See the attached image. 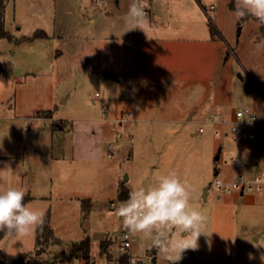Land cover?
<instances>
[{
    "label": "rangeland",
    "instance_id": "1",
    "mask_svg": "<svg viewBox=\"0 0 264 264\" xmlns=\"http://www.w3.org/2000/svg\"><path fill=\"white\" fill-rule=\"evenodd\" d=\"M114 1L80 0L77 9L68 0H2L0 183L10 172L11 186L46 197L28 205L49 211L54 237L37 246L35 232L14 235L0 240V250L31 252L11 264L34 257L83 264L89 243V254L105 264L96 253L122 252L120 203L144 178L155 186L175 172L190 185V204L207 217L198 247L175 264H261L254 258L264 259V234L258 242L252 236L264 232V194H225L212 184L245 174L230 160L237 155L254 167V151L260 162L253 176L264 174V24L251 14L238 17L237 0H201L204 20H196L197 0H147L146 9L165 20H150L144 39L139 28L127 31L131 23L110 20ZM101 3L109 15L100 13ZM179 7L195 20H170ZM39 31L46 37L29 39ZM91 55L99 62L106 55L110 77L85 65ZM243 107L258 118L256 138L235 143L224 132ZM49 110L51 118L40 114ZM130 112L133 123L118 125ZM210 113L221 123H210ZM114 143L121 148L108 158ZM132 234V259L151 262L145 253L154 237ZM155 255V264H169L159 247Z\"/></svg>",
    "mask_w": 264,
    "mask_h": 264
},
{
    "label": "clouds",
    "instance_id": "2",
    "mask_svg": "<svg viewBox=\"0 0 264 264\" xmlns=\"http://www.w3.org/2000/svg\"><path fill=\"white\" fill-rule=\"evenodd\" d=\"M147 6V0L142 3L132 0L124 19L133 27L127 31L136 28L144 31L149 26ZM235 11L238 17L251 14L264 24V0H237ZM26 194L22 188L11 185L0 189V231L24 238L43 226L45 211L26 205ZM190 199V185L182 182L175 172H169L159 176L155 186L141 185L130 191L128 199L116 209V215L130 231L153 236L154 246L165 253L169 264H175L184 250L198 247V237L206 227L207 217L190 204ZM167 234H174V239L169 240Z\"/></svg>",
    "mask_w": 264,
    "mask_h": 264
},
{
    "label": "built area",
    "instance_id": "3",
    "mask_svg": "<svg viewBox=\"0 0 264 264\" xmlns=\"http://www.w3.org/2000/svg\"><path fill=\"white\" fill-rule=\"evenodd\" d=\"M102 10L101 13L103 15L107 14V10L104 7V4L101 3ZM146 10V9H145ZM147 14L148 11L146 10ZM99 96L96 94V97ZM134 121L133 113L124 114V117L119 121L117 120L118 125L123 123L132 124ZM209 122L214 124H219L221 121L218 118L217 113H210ZM258 123L257 116L253 113V111L249 107L239 108L234 113V120L229 123V130L226 131L225 135H230L231 139L235 143H240L244 140H251L255 138V133L250 129V126H254ZM199 132H203V127L198 129ZM121 139V133L118 132L115 137V142ZM121 148L119 143L110 144L107 146V154L108 158H112L116 151ZM231 162L236 168L245 167V163L240 160L237 156L230 158ZM217 192L231 194L232 192H238L240 194H244L245 192H258L264 194V174L256 175L251 178L246 177L244 174H240L238 176H234L230 181L219 180L216 179L212 184ZM120 237L122 240V245L120 246V250H122V254H128L132 243L135 241L133 238L132 231L123 227L120 232ZM195 251V250H194ZM54 264H61L60 262H55ZM87 264H100L96 262V259L92 257ZM109 264H120L119 259L111 260ZM124 264H153L152 262H148L145 260L137 261L136 259L128 258V261Z\"/></svg>",
    "mask_w": 264,
    "mask_h": 264
},
{
    "label": "crops",
    "instance_id": "4",
    "mask_svg": "<svg viewBox=\"0 0 264 264\" xmlns=\"http://www.w3.org/2000/svg\"><path fill=\"white\" fill-rule=\"evenodd\" d=\"M69 1V4L71 5V6H73V7H75V8H77V9H81V5H80V3H79V1L80 0H73V2L71 1V0H68ZM83 1V0H82ZM92 1V0H91ZM139 1L140 0H137V2L139 3ZM151 3L154 1V0H149ZM164 1H169V0H164ZM132 3V0H124V1H122V2H119V0H115L114 1V5H113V7H114V10H113V13H112V18L110 19V20H119L120 21V23H121V20H125L124 19V17H125V14L128 12V9H129V6H130V4ZM140 3H141V1H140ZM196 3H197V5H198V10L200 11V15H199V17L196 19V20H204L205 18H203V16H204V13H203V11H205V7L202 5V4H200L201 3V0H197L196 1ZM175 6H179V4H177V5H175ZM104 7L106 8V6L104 5ZM106 10H107V8H106ZM147 11H148V21H150V20H153V19H155V20H165V19H163V17H162V15L160 14V13H158V11H155V10H153V12H151L150 10H148V9H146ZM175 11H177V12H175ZM174 12H175V14H173V16L170 18V20H195V19H192V16H190V15H188L186 12H184L183 10H181V8L179 7V8H174ZM101 13V12H100ZM87 14V13H86ZM102 14V13H101ZM106 15H109V13H108V10H107V14ZM153 16L155 17V18H153ZM164 16H165V14H164ZM89 20H90V22H92L93 23V20L94 19H91V18H89ZM162 21H159V23H161ZM145 29H149V28H145ZM200 29V28H199ZM145 31V32H144ZM144 31H142L141 29H139V33L141 32V35H142V37H144V39H150V36H151V34L150 33H147V31L146 30H144ZM180 34V33H179ZM198 34H200V35H203L202 34V31H200ZM137 35V32H136V34H135V36ZM209 36H211V34L209 35ZM201 37L202 36H200V39H201ZM58 38V37H57ZM211 40V39H210ZM84 43V40H81V41H79V42H77V47L78 46H80V45H82ZM116 46H120V44L119 45H116ZM59 53V52H58ZM58 55H61V53L60 54H58ZM99 58H101V57H99ZM108 59H107V57H106V55H104L103 56V58H101V61L99 62V60H98V58H95V56H92L91 55V58H89V59H87L86 61H87V63H85V65H87V67L89 68V69H91V68H96V65L97 66H99L98 68H100L101 69V73H102V75L104 76V77H106V78H108V77H110V75L108 74V73H106V70L104 71V69L106 68V61H107ZM99 63V64H98ZM86 67V68H87ZM85 68V69H86ZM120 68L122 69V66L120 65ZM144 79H147V80H150V77H146V78H144ZM118 81V80H117ZM229 120L230 121H233L234 120V116H232V117H230L229 118ZM114 121V120H113ZM263 125V127H264V122H263V124H261L260 126H262ZM250 129L256 134V131L253 129V126H250ZM102 130V129H101ZM102 133H103V130L101 131ZM225 133H226V131L224 132V135H225ZM226 136V135H225ZM255 138H256V135H255ZM254 138V139H255ZM254 139H251L252 141L254 140ZM108 139H105V143H106V141H107ZM254 157L255 158H253V160H252V164L251 165H254V167H250V168H246L247 166H248V162L247 161H244V163H245V167H243L244 168V170H245V174L246 175H248V176H253V175H255L256 174V171H257V169L259 168V162H260V160H259V156H258V154L254 151ZM239 157V156H238ZM246 162H247V164H246ZM244 174V175H245ZM245 175V176H246ZM248 176H246V177H248ZM248 178H251V177H248ZM145 181V178L143 179V182ZM151 182H152V180H151V177H150V181H149V183H148V185L149 184H151ZM9 185H11V180H10V172L8 173H5V176H4V178H3V183H0V189H6ZM242 195V194H241ZM26 196H29L30 197V200L26 203V205H28V204H30V203H33L35 200H37L38 198L39 199H45L46 200V197H34V196H30V193L28 194H26ZM218 198H219V196H218ZM49 224H50V220H49ZM49 227H50V225H49ZM52 230V229H51ZM52 232H53V230H52ZM54 233V232H53ZM264 234V232L263 231H261L260 233H258V234H254L253 236H252V240H253V242H258L260 239H261V236ZM186 235V234H185ZM11 236H14V235H6V236H4L3 238H6V237H11ZM2 238V239H3ZM35 243H36V237H35ZM158 248V247H157ZM157 248H156V252H155V254L157 253ZM200 250L202 251V252H204V253H207L208 254V250H207V248H206V246H204V245H200ZM4 252V251H3ZM5 253V252H4ZM29 253H31V252H24V253H22V254H29ZM90 253V252H89ZM7 254V253H6ZM18 254H21V253H18ZM91 254V253H90ZM89 254V257L87 258V259H84L83 260V264L85 263V262H88L92 257H94V256H91ZM96 254H98L101 258H102V261L105 263V264H109V262L111 261V260H115V259H120V257L121 256H125V257H127V258H136V256H133L132 255V251L130 250V252L128 253V254H122V253H120V254H117V255H113V254H110V252L108 251V248H107V251H103L102 253H96ZM8 255H10V254H8ZM17 255V254H16ZM13 256V255H12ZM95 258V257H94ZM255 260H258V261H260V263L262 264V263H264V259H262L261 258V256L259 255V256H257L256 258H254ZM156 260H157V256L155 255V262H156ZM155 262H152L153 264H155ZM100 264H102V263H100Z\"/></svg>",
    "mask_w": 264,
    "mask_h": 264
},
{
    "label": "trees",
    "instance_id": "5",
    "mask_svg": "<svg viewBox=\"0 0 264 264\" xmlns=\"http://www.w3.org/2000/svg\"><path fill=\"white\" fill-rule=\"evenodd\" d=\"M234 0H232L233 2ZM1 7H2V0H0V10H1ZM213 30L211 29L210 30V34L213 35ZM7 36V34L4 32V29H3V24H2V20H1V12H0V38H3ZM37 37H46V34H44V32L42 31H39V33H34L29 39H34V38H37ZM0 72H1V67H0ZM40 114H44L46 116V118H51L52 117V114H53V111L49 110V111H43V112H40ZM122 196V195H121ZM30 200V197L29 196H25V204ZM82 206L85 207L83 208L84 211L88 210L89 208V201L88 200H84L82 202ZM49 219H50V213L49 211H46L45 212V217H44V224L42 227H38L36 230H35V237H36V245H41L42 241L43 242H47L49 241V239H52L53 236V232L51 230V228L49 227ZM6 235H9L7 234L6 232L4 231H0V240L6 236ZM87 242V241H86ZM104 243L105 242H102L101 243V247H103V249H105L106 247H104ZM85 247L86 249H83L82 247V255L84 257V259H87L89 257V243H86L85 244ZM16 257H27L25 256V254H21V255H15V256H12V255H8L6 253H4L2 250H0V264H11V263H14V260ZM128 261V258L125 257V256H121L120 259H119V263L120 264H124ZM55 262L54 261H43L41 260L39 257H34L33 260H29L27 262V264H54ZM84 264H87V262H85Z\"/></svg>",
    "mask_w": 264,
    "mask_h": 264
},
{
    "label": "water",
    "instance_id": "6",
    "mask_svg": "<svg viewBox=\"0 0 264 264\" xmlns=\"http://www.w3.org/2000/svg\"><path fill=\"white\" fill-rule=\"evenodd\" d=\"M72 2H73V0H71ZM216 158H218V156H216ZM217 174V172L215 173V175ZM126 179V178H125ZM149 181H150V176H148L146 179H145V181L143 182V186H145V187H147L148 186V183H149ZM207 188L208 187H204L203 188V196H205L206 195V190H207ZM121 229H122V222H121V219H120V221H119V226H118V230H117V234L119 235L120 234V232H121ZM186 233H183V235H185ZM156 246H152V248L151 249H149V250H147L146 251V257H148V258H150V261L151 262H155V252H156ZM40 250H38L37 252H36V254H38V252H39Z\"/></svg>",
    "mask_w": 264,
    "mask_h": 264
}]
</instances>
